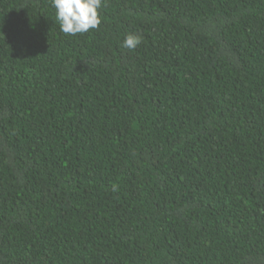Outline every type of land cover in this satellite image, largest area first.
<instances>
[{
	"label": "trees",
	"instance_id": "1",
	"mask_svg": "<svg viewBox=\"0 0 264 264\" xmlns=\"http://www.w3.org/2000/svg\"><path fill=\"white\" fill-rule=\"evenodd\" d=\"M98 14L0 0V264H264V0Z\"/></svg>",
	"mask_w": 264,
	"mask_h": 264
},
{
	"label": "clouds",
	"instance_id": "2",
	"mask_svg": "<svg viewBox=\"0 0 264 264\" xmlns=\"http://www.w3.org/2000/svg\"><path fill=\"white\" fill-rule=\"evenodd\" d=\"M51 7L55 10V19L59 30L75 36L97 29L101 24L98 9L102 6V0H50ZM141 42V38L128 34L123 39V47L135 49Z\"/></svg>",
	"mask_w": 264,
	"mask_h": 264
}]
</instances>
